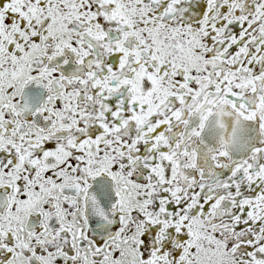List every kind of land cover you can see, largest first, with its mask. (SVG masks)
Returning <instances> with one entry per match:
<instances>
[{"label":"snow or ice","instance_id":"6c2138e0","mask_svg":"<svg viewBox=\"0 0 264 264\" xmlns=\"http://www.w3.org/2000/svg\"><path fill=\"white\" fill-rule=\"evenodd\" d=\"M0 264H264V0H0Z\"/></svg>","mask_w":264,"mask_h":264}]
</instances>
